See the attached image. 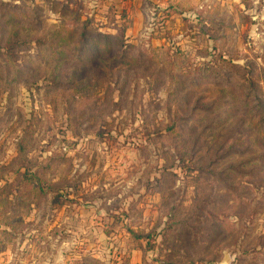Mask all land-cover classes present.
Returning <instances> with one entry per match:
<instances>
[{"label":"rangeland","instance_id":"rangeland-1","mask_svg":"<svg viewBox=\"0 0 264 264\" xmlns=\"http://www.w3.org/2000/svg\"><path fill=\"white\" fill-rule=\"evenodd\" d=\"M0 264H264V0H0Z\"/></svg>","mask_w":264,"mask_h":264}]
</instances>
